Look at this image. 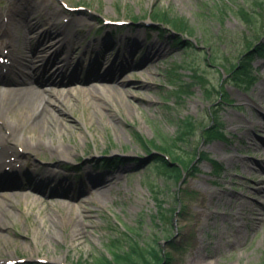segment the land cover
<instances>
[{
	"label": "rangeland",
	"instance_id": "obj_1",
	"mask_svg": "<svg viewBox=\"0 0 264 264\" xmlns=\"http://www.w3.org/2000/svg\"><path fill=\"white\" fill-rule=\"evenodd\" d=\"M16 1L0 0V11ZM60 1H17L20 11L13 18L17 47L46 60L53 51L44 50L50 38L40 37L37 30H56L70 44L60 52L69 62L64 65L63 58L54 59L52 69L90 80L82 86L101 92L91 78L102 73L100 67L105 65L122 78H130L133 86L120 88L122 98L109 99L102 106L78 93V85L68 103L52 107L63 128H52V140L41 147L45 153L31 151L23 157L30 166L38 165V171L16 177L22 189L0 190V210L2 206L8 212L2 215L0 211V260L24 257L34 263L37 258H48L56 264H92L103 254L111 257L109 245L114 239L123 248L129 246L128 229L141 246L171 255L169 264H264V194L260 193L264 188V57L253 62L258 82L250 89L235 84L229 75L251 46L264 42V0H64L70 6L86 7L76 16L63 15L69 20L67 25H76L73 18L83 22L77 29L84 33L78 35H65L62 13L55 10L57 5L64 12ZM244 9L252 23L241 14ZM157 10L189 24L192 34L181 37L192 47L179 50L169 35L164 37L161 27L152 29L150 17ZM22 14L29 19L24 25L19 24ZM104 18L134 22L115 33L110 27L98 31ZM139 30L147 37L145 42L125 37ZM154 39L165 48L145 61ZM110 44L117 48L110 49ZM101 56L103 63L86 77V59ZM197 72L205 78L204 84L193 78ZM106 80L104 87L115 86ZM213 87L226 91L228 100L216 92L207 99L206 90ZM33 89L40 94L65 90L50 84ZM2 112L3 134H12L13 126L20 132L27 112L20 108ZM212 112L217 114L219 129L227 134L225 141L205 139L204 129L213 123ZM187 116L196 121L198 130L176 151L185 159L194 158L198 171L186 174L179 183L158 174L151 162L153 153L138 134L152 140L159 129L174 137L177 121ZM28 118V126H33ZM40 128L31 135L24 130L16 147L9 145L11 150L42 145ZM60 142L70 148L72 160L63 162L52 152ZM196 150L219 162L222 170L215 172L210 160L196 159ZM106 157L122 162L106 169ZM48 163L68 175L53 177L45 190L26 189L28 182L34 185L46 179ZM70 165L74 172L68 171ZM0 182L6 180L0 178ZM5 194H14L12 206L1 197ZM160 211L169 219H162Z\"/></svg>",
	"mask_w": 264,
	"mask_h": 264
},
{
	"label": "bare ground",
	"instance_id": "obj_2",
	"mask_svg": "<svg viewBox=\"0 0 264 264\" xmlns=\"http://www.w3.org/2000/svg\"><path fill=\"white\" fill-rule=\"evenodd\" d=\"M11 11L14 12L15 10L12 9ZM23 14L25 15L27 14V16H29L30 12L28 9L23 8ZM23 14L21 15V22L20 23L18 22V23L24 25L26 22L29 21V19L28 18L25 19V16ZM37 33L40 34V37L45 38L47 36L48 38L51 39V40L49 39L50 44L47 43L44 46V50L47 49L48 51L49 50H53V51L51 55L49 56V58L46 60H43V59L41 60L38 56H35L32 54L30 55L25 54L24 57H26L28 62L21 64V66H19L16 69V72H18L19 74L20 80L17 82H11L12 83L11 85L14 87H17V89H8V90L0 89V125H1L0 126V146H3V149H4L5 146L9 145L10 143H13V142L17 143L18 139L19 140L21 139L20 134H22L24 130H26L28 134L31 135L33 133H36V130H38L37 128H39L40 126L41 133L38 139H40L42 145L37 144V146H32L28 144L27 146H25V150L27 152L34 151L40 155V153H45V150H43L41 147H44L49 142L48 140H52V136H51L52 128H56L58 130L59 129L61 130L63 128L60 117L56 115L52 107L58 108L60 104L68 103L69 98L72 97V95H74L75 91H77L78 87L76 86V84L78 83V81H76V79L72 76L68 77L67 74H64L62 70L52 69L50 66V64L52 63L54 59L63 57L61 56L60 52L64 47L69 48V43L63 40L61 37L59 38L61 34L56 30H52L49 32L37 30ZM51 36L54 39L51 38ZM127 36H132L138 42H145L147 40V37L144 35V32H142L141 30H139L138 32L132 35L127 34L125 37ZM2 48L7 49V46L2 45L1 49ZM148 48L149 50L147 51L145 58H144L145 61L154 59L157 56L158 52H161L165 48V46L160 44L158 42V39H154L153 42L150 43ZM15 55H16V50H15ZM15 55H14V58H15ZM62 61H65V58H63ZM112 71L114 72V74L110 75ZM36 75H39V77H42L44 84H50V85H53L59 88H65L67 92H64L65 90L64 91L63 90H57V91L45 90L43 94L36 92L33 89V86L40 85L41 83L39 84V83H36L35 81L27 80V78H30L31 76H36ZM27 76H30V77H27ZM106 77H108V79L111 80L115 84V86L109 89L106 88L107 89L106 90L104 89L105 87L100 85L99 90L101 92L97 91V89L95 88L91 89L89 87L82 86L81 88H79L80 91L78 93H84L85 95L93 97L94 100H96L97 102H99L100 105L102 104L103 106V104L107 103L109 99L111 100L113 98L115 99L122 98L123 92L120 88H123V87L131 88L133 86L131 85L130 78H122L121 76H119L118 71H115L113 68L111 69V67H107L106 72L104 74H97L95 80L98 81L99 83H102L106 81L105 79ZM135 88L139 89L141 87H135ZM125 91L130 92L129 90H125ZM47 95H49V97H47ZM51 96H53L54 98H52ZM4 108H8L9 110H12L13 108H20L22 110H25V112H27V117L21 121V123L22 122L24 123V125L21 128V131L19 132L18 129H16L15 126H13L12 127L13 133L11 136L3 134L5 129L3 127L4 126V122H3L4 113L2 112V110ZM28 117H30L31 124L33 126H28L29 125ZM43 138L47 139V141L43 140ZM52 152L63 160L73 159L70 153V148L64 146L62 142L59 143V146L53 148ZM4 153L5 151L2 152L0 150V165L2 166L0 167V178L5 177L8 184L2 185L0 183L2 185V186L0 185V188L1 190L9 189V191H11V188H16L18 185L14 184L12 180H7V176H5V173L3 171V167L6 166L3 162V157L5 156ZM7 165L11 166L13 170L17 169L16 166H14L12 162ZM37 169H38V166H35L32 169V171L37 172ZM87 170L91 173L90 169H87ZM54 172H57V170L55 169ZM52 178H53L52 175H49V176L46 175L45 180H41L40 182H37L34 185L28 184L26 185V189L42 191L44 187H49V184ZM47 179H49V183ZM93 179L96 180V178H93ZM260 193L264 194V188L261 189ZM1 197L3 198V200L9 202L10 206L13 205L11 204L12 202L10 199L15 197L14 194H11L9 196L8 194H5V195H1ZM238 201H240V199ZM2 204H3V201L0 200V205ZM5 210L7 209L1 206L0 211L2 215H5L6 213L8 214V212Z\"/></svg>",
	"mask_w": 264,
	"mask_h": 264
},
{
	"label": "trees",
	"instance_id": "obj_3",
	"mask_svg": "<svg viewBox=\"0 0 264 264\" xmlns=\"http://www.w3.org/2000/svg\"><path fill=\"white\" fill-rule=\"evenodd\" d=\"M241 12L247 22H253L249 12L246 10H242ZM154 21L166 27L170 26L175 32L180 34L187 32L192 34L193 32V29L190 28L185 20L174 17L164 10L156 11ZM169 38L173 41L175 47L179 49L188 48L187 44H184L180 37L173 38L170 36ZM255 54L264 56V44L256 47L254 51H252V48L249 49L241 59L240 63L236 64L235 68L233 67L232 79L238 85L250 87L254 83L255 77L251 65ZM201 79L203 78L201 77ZM207 94L211 97V90H208ZM196 131L197 127L194 119L192 117H186L178 121L177 132L174 137H167L160 132L159 129H156V133L152 140H145L139 134L138 137L147 150H155L161 153L160 156H152V163L157 172L169 180L180 181L183 178L184 173L189 172L192 168L193 161L192 159H185L184 156L179 154L176 150L186 141L191 140L196 134ZM204 132L210 140L218 138L219 136H224V134L219 133L216 127L213 129H205ZM145 143H147L148 146H146ZM164 156H169L170 159L168 160ZM104 162L106 168H116L122 161L105 159ZM216 167L219 168V165L216 164ZM159 216L164 220L169 219L167 214L161 212L159 213ZM109 250L111 251V257L103 254L94 258L92 264H169L172 260L171 255L161 252L156 247L150 246L146 249L136 241L131 242L129 246L123 248L120 241L115 239L111 241Z\"/></svg>",
	"mask_w": 264,
	"mask_h": 264
}]
</instances>
